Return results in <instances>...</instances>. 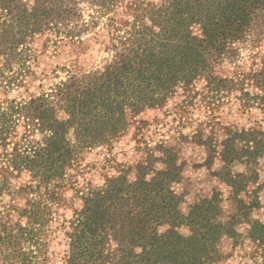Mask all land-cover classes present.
<instances>
[{"label": "trees", "instance_id": "16d2710c", "mask_svg": "<svg viewBox=\"0 0 264 264\" xmlns=\"http://www.w3.org/2000/svg\"><path fill=\"white\" fill-rule=\"evenodd\" d=\"M85 1L98 12L125 4L131 20L119 28L115 18L106 23L109 32L118 28L125 33L116 37L113 58L104 67L73 74L48 97L0 112V139L8 138L12 123L42 135L24 154L15 145L6 158L13 169L30 170L47 184L63 178L78 152L117 136L130 112L161 105L178 87L190 89L201 78L213 88L247 84L248 79L264 90V66L228 74L231 65L241 67V45L264 40V0H0V56L10 64L22 55L21 47L49 32L82 44L90 26L81 6ZM196 25L200 34L193 32ZM173 170L169 164L151 178L139 170L134 181L121 175L84 194L82 206L64 222L69 221L67 264L215 261L223 231L214 222L218 205L206 199L182 217L172 188L179 174ZM51 196L56 199L57 192ZM52 209L33 202L24 211L27 225L0 221V262L37 263ZM184 223L192 228L189 235L178 229ZM164 225L169 227L162 232ZM252 237L264 246L263 224L254 225Z\"/></svg>", "mask_w": 264, "mask_h": 264}, {"label": "rangeland", "instance_id": "374dc122", "mask_svg": "<svg viewBox=\"0 0 264 264\" xmlns=\"http://www.w3.org/2000/svg\"><path fill=\"white\" fill-rule=\"evenodd\" d=\"M81 6L90 24L82 44L49 32L21 47L22 55L10 64L0 56L1 113L13 104L46 98L73 74L101 69L113 58L116 37L125 33L118 28L131 20L125 4L108 12H98L86 1ZM110 18L118 25L111 32L106 28ZM192 29L201 33L197 25ZM240 52L241 67L231 65L228 74L264 66V40L257 46L243 44ZM246 81L213 88L201 78L190 89L178 87L161 105L130 112L128 125L117 136L78 152L63 178L49 184L30 170L9 166L6 158L15 145L24 154L42 140L37 130L10 124L8 138L0 139V221L25 226L24 211L33 202L52 206L53 219L45 227V246L36 264H67L69 221L64 222L82 206L84 194L121 175L134 181L139 170L151 178L173 164L179 177L172 188L182 217L203 200L218 205L214 222L222 224L223 231L215 246L218 257L209 264H264V246L252 237L254 225H264V90L253 80ZM51 192H57L56 199ZM178 229L184 235L192 232L187 223Z\"/></svg>", "mask_w": 264, "mask_h": 264}]
</instances>
